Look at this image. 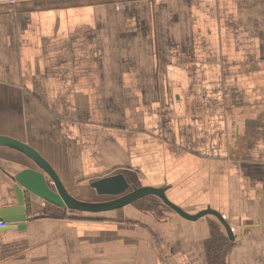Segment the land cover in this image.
<instances>
[{
    "label": "crops",
    "instance_id": "crops-1",
    "mask_svg": "<svg viewBox=\"0 0 264 264\" xmlns=\"http://www.w3.org/2000/svg\"><path fill=\"white\" fill-rule=\"evenodd\" d=\"M0 136L80 202L153 186L211 208L233 232L225 264H264V0H0ZM26 168L0 146V212ZM26 200L25 223L0 227V264H207L218 222L144 199L101 213Z\"/></svg>",
    "mask_w": 264,
    "mask_h": 264
},
{
    "label": "water",
    "instance_id": "water-1",
    "mask_svg": "<svg viewBox=\"0 0 264 264\" xmlns=\"http://www.w3.org/2000/svg\"><path fill=\"white\" fill-rule=\"evenodd\" d=\"M0 146H11L22 151L30 158V160L34 162V164L39 169L34 170L33 168H26L16 175L15 180L17 183L14 186V189L16 192L18 203L17 205L6 207L0 212L1 222L7 225L5 228H7L8 225H13L15 223H25L27 219L26 197L28 194L30 195V197L31 195L34 197H38L40 199H43L46 203L52 204L57 207L90 213H101L118 210L132 204L137 200L144 199L148 196H155L166 207L172 209L178 215L187 219L197 220L206 215H214L218 220V225L221 228L223 227L225 229L230 238L233 237L231 226L220 213L211 208H206L196 214H190L173 203L167 197L165 188H157L153 186H133L130 192L108 202H80L72 197L52 165L32 146L7 136H0ZM106 182H108L107 179H104L100 181L99 184H107ZM128 188H130V186L126 184L121 192L128 190ZM17 228L23 229L25 228V224H19Z\"/></svg>",
    "mask_w": 264,
    "mask_h": 264
},
{
    "label": "trees",
    "instance_id": "trees-1",
    "mask_svg": "<svg viewBox=\"0 0 264 264\" xmlns=\"http://www.w3.org/2000/svg\"><path fill=\"white\" fill-rule=\"evenodd\" d=\"M151 199H156L160 202V205L164 206L165 205L157 198V197H146L144 198V203L147 204V200ZM153 203H148V205H152ZM53 207H56L52 205ZM148 207V206H146ZM151 207V208H152ZM149 208V207H148ZM211 237L206 243V259H207V264H225V252H226V244H225V238L223 237V230L221 227L215 223H211Z\"/></svg>",
    "mask_w": 264,
    "mask_h": 264
},
{
    "label": "rangeland",
    "instance_id": "rangeland-1",
    "mask_svg": "<svg viewBox=\"0 0 264 264\" xmlns=\"http://www.w3.org/2000/svg\"><path fill=\"white\" fill-rule=\"evenodd\" d=\"M153 203V207L151 205H148V203ZM145 204V203H144ZM146 206H148L149 208H154L156 211L158 210L161 213V216L163 215L162 210L164 209V206L160 205V202L156 199H151V200H147V204H145Z\"/></svg>",
    "mask_w": 264,
    "mask_h": 264
},
{
    "label": "built area",
    "instance_id": "built-area-1",
    "mask_svg": "<svg viewBox=\"0 0 264 264\" xmlns=\"http://www.w3.org/2000/svg\"><path fill=\"white\" fill-rule=\"evenodd\" d=\"M0 227H1V228H5V227H6V224H5V223H2V222H0Z\"/></svg>",
    "mask_w": 264,
    "mask_h": 264
}]
</instances>
